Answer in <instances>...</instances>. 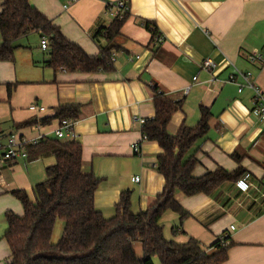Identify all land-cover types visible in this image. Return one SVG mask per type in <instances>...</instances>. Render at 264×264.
<instances>
[{
	"label": "crops",
	"instance_id": "1",
	"mask_svg": "<svg viewBox=\"0 0 264 264\" xmlns=\"http://www.w3.org/2000/svg\"><path fill=\"white\" fill-rule=\"evenodd\" d=\"M67 1L29 0L67 40L88 56H99L107 46L99 33L113 22L103 0H82L64 10ZM127 1L130 12L116 39L118 48L111 52L115 60L110 72L53 70L47 66L49 55L40 42L35 47L25 46L24 38L16 42L15 61H0L1 142L12 133L55 138L58 121L21 126L54 116L59 105H80L75 131L83 149L82 169L101 179L95 207L110 219L123 192H131V212L137 214L154 205L163 191L165 180L156 168L162 150L158 143L143 140L139 124L155 116L154 90L173 102H183L168 125L172 136L183 125L195 128L201 107L207 108L212 113L209 132L186 156L198 160L194 176L200 178L218 168L234 172L240 167L246 174L210 196L187 197L178 192L176 200L189 217L181 224L177 213L167 211L160 221L164 236L179 244L194 238L209 252L227 235L229 252L223 264H264V119L253 115V92H238L242 79L237 78V84L229 82L235 69L252 72L264 91V65L250 62L251 54L264 50V0ZM147 22L165 37L161 45L152 43ZM207 58L216 65L212 72L203 69ZM32 104L45 107L46 112H30ZM136 144L138 154L133 149ZM54 162L51 156L28 154L0 173V264L11 262L4 238L5 214L24 213L10 192L24 190L33 200V187L44 180L46 168ZM136 177L139 182H133ZM63 228L58 226V241Z\"/></svg>",
	"mask_w": 264,
	"mask_h": 264
},
{
	"label": "trees",
	"instance_id": "2",
	"mask_svg": "<svg viewBox=\"0 0 264 264\" xmlns=\"http://www.w3.org/2000/svg\"><path fill=\"white\" fill-rule=\"evenodd\" d=\"M0 61L14 62L18 48L16 42L31 34L47 38L49 61L53 70L74 73L110 72L113 70L111 52L127 19H116L101 30L107 46L99 56H88L78 45L67 40L51 20L30 5L29 0H0ZM152 43L159 35L157 28L147 22ZM12 89L9 87V95ZM155 116L142 125V133L148 141L158 143L162 153L158 156L157 171L164 177L163 191L154 205L137 214L131 212V192L121 194L115 215L107 219L95 207V195L101 179L83 172L82 145L78 141L61 142L47 137L36 146L27 147L32 158L51 156L55 164L46 168V179L33 187L32 200L26 191L14 190L11 195L23 207V215L5 214L8 230L5 240L11 251L9 264H223L228 259L229 245L220 241L204 251L197 240L187 243L169 241L164 236L160 221L167 211L177 213L181 224L188 212L176 200L178 192L187 197L212 195L226 183L239 182L246 172L239 168L234 172L218 168L214 172L196 178L198 164L195 156L186 158L194 145L202 140L210 129L212 113L201 107L200 120L195 128L183 125L172 136L168 125L173 115L182 110L183 102H173L163 93L154 90ZM80 105H59L52 117L26 123L61 124L71 119L77 121ZM178 154L176 155V151ZM236 158V157H234ZM239 161V158H236ZM58 221L64 223L60 240L53 241ZM178 232L174 230V234ZM229 241V238H227ZM141 243L143 257L137 255L135 244Z\"/></svg>",
	"mask_w": 264,
	"mask_h": 264
},
{
	"label": "built area",
	"instance_id": "3",
	"mask_svg": "<svg viewBox=\"0 0 264 264\" xmlns=\"http://www.w3.org/2000/svg\"><path fill=\"white\" fill-rule=\"evenodd\" d=\"M82 0H68L67 3L63 6L64 10H68L70 7L76 5ZM105 4L106 14L114 21L116 19H124L130 12V6L127 0H103ZM165 41V37L162 35H158L154 41V44L161 45ZM40 48L43 52H47L48 50V40L43 37L40 40ZM115 60L114 56L111 58V62ZM250 62L256 63L259 66L264 65V50L258 53H253L250 55ZM216 68L215 63L207 58L203 62V69L209 72L214 71ZM237 78L242 79L241 84H237ZM229 82L235 83L238 85V92H243L244 89H250L253 92V103L255 109L253 111V115L259 118L264 119V91L256 84L254 74L252 72H241L238 69H235L234 73L230 76ZM30 112L33 113H44L46 112V108L43 106H38L36 104H32L29 108ZM140 125L144 124V120L139 121ZM76 121L68 119L59 124L58 128L54 132V135L59 140H71L76 141L78 138L75 131ZM39 128L40 124L37 125ZM49 136L39 135L35 138H29L26 136H21L17 133H12L8 135L5 139L6 142L2 143L0 139V173L11 166L13 163L18 162L21 159H26L28 157L27 147L36 146L39 142L47 138ZM143 140H147L143 135ZM140 146L138 144L133 146L134 152L139 153ZM140 178L136 177L133 179V182H139ZM264 197V195H263ZM235 228L231 227L233 231ZM228 236H222L219 241L222 246H226L228 244L227 241Z\"/></svg>",
	"mask_w": 264,
	"mask_h": 264
},
{
	"label": "rangeland",
	"instance_id": "4",
	"mask_svg": "<svg viewBox=\"0 0 264 264\" xmlns=\"http://www.w3.org/2000/svg\"><path fill=\"white\" fill-rule=\"evenodd\" d=\"M40 40H41V38H39L38 34H33V35H29L26 38H24L22 42L27 47H35L37 45V43L40 42ZM63 143H65V142H63ZM54 164H55V162H54ZM45 179H46V176L44 174V180ZM59 225L62 226V225H64V223L62 221H58V223L56 225V229H55V233H54V237H53V241L55 243L58 242V238H56V236H57V230H58V226ZM135 249H136V252L138 253L139 257L142 258V252H141L142 247H141V243H136L135 244ZM155 262H156V264H159L158 259H155Z\"/></svg>",
	"mask_w": 264,
	"mask_h": 264
},
{
	"label": "water",
	"instance_id": "5",
	"mask_svg": "<svg viewBox=\"0 0 264 264\" xmlns=\"http://www.w3.org/2000/svg\"><path fill=\"white\" fill-rule=\"evenodd\" d=\"M178 154V150L176 151V155Z\"/></svg>",
	"mask_w": 264,
	"mask_h": 264
}]
</instances>
